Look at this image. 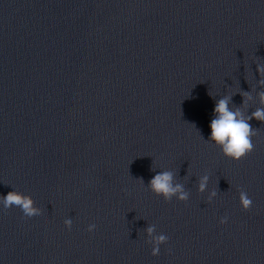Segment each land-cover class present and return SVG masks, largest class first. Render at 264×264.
Returning a JSON list of instances; mask_svg holds the SVG:
<instances>
[{"label": "clouds", "instance_id": "1", "mask_svg": "<svg viewBox=\"0 0 264 264\" xmlns=\"http://www.w3.org/2000/svg\"><path fill=\"white\" fill-rule=\"evenodd\" d=\"M257 71L264 72V68L259 65ZM261 103L264 104V92L260 93ZM215 118L211 120L210 139L214 141L218 146L222 148L225 156L234 161H240L248 156L254 150L253 137L256 135V131L252 128L248 122L250 119L255 118L261 122H264V108H258L252 113L251 117L245 118L239 111H232L229 108V98L220 99L214 109ZM208 177H204L200 183V189L203 190L206 186ZM173 174L171 172H163L156 174L150 181V187L157 195H163L165 199H170L172 195L180 193V199L187 198L186 194L182 191V186L177 184L173 186L172 183ZM215 195V193H213ZM240 203L244 211L251 209L253 201L249 198L245 191L240 192ZM0 204L5 209L12 207H18L23 212L24 216L31 218L33 216L40 215L39 210L34 207V201L15 190L8 192L6 196H0ZM228 220L225 216L221 218L220 223L224 224ZM65 224L70 228L71 221H65ZM95 225H89L88 231L95 229ZM148 232L151 234L153 228H149ZM168 241V237L160 235L155 238V246L152 250V255L157 256L160 252L159 245L161 242Z\"/></svg>", "mask_w": 264, "mask_h": 264}]
</instances>
